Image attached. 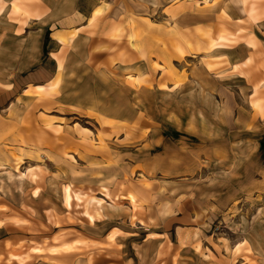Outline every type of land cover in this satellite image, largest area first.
I'll list each match as a JSON object with an SVG mask.
<instances>
[{"label":"rangeland","instance_id":"rangeland-1","mask_svg":"<svg viewBox=\"0 0 264 264\" xmlns=\"http://www.w3.org/2000/svg\"><path fill=\"white\" fill-rule=\"evenodd\" d=\"M11 4L0 0V264L77 234L127 228L106 199L102 208L85 197L68 209L70 185L97 199L102 187L117 196L136 187L142 219L176 202L160 224L169 222L172 241L178 230L181 244L194 242L193 264H264V0H83L92 15L81 23L68 104L55 100L59 81L36 82L49 55L33 3L19 0L18 13ZM65 27L69 44L79 25L53 27L48 41ZM225 35L235 38L220 42ZM217 42L250 55L237 50L230 60L211 52ZM86 209L103 219L91 224Z\"/></svg>","mask_w":264,"mask_h":264},{"label":"crops","instance_id":"crops-1","mask_svg":"<svg viewBox=\"0 0 264 264\" xmlns=\"http://www.w3.org/2000/svg\"><path fill=\"white\" fill-rule=\"evenodd\" d=\"M15 0H9L13 3ZM36 4H28L29 11L32 15V23L34 25L42 24L47 30V38H45L44 48L42 49L43 55H49L48 69H43L36 82L48 83L52 85L56 80H59V96L55 98L59 103H70L66 99L70 96V79H72V65H75L81 60V50L84 42L80 41L81 36L85 35L87 25H81L83 21H86V17L92 15V11L85 12L81 7L83 0H39ZM12 5V4H11ZM95 9V8H94ZM95 10H93L94 13ZM4 12L0 13V22L3 19ZM48 21V23H46ZM193 23L204 22L205 17L199 19L194 16H182L180 23ZM61 25H67L71 27L73 25H79L75 31V37L69 41V44H65L70 30L67 27L64 28L62 33V39L64 43L60 42L59 38L49 40V36L54 34L53 27ZM43 32L41 28H38ZM59 32V31H58ZM57 32V33H58ZM58 35V34H57ZM61 35V34H60ZM58 37V36H57ZM48 45V48H47ZM94 44H90L93 47ZM0 46V50H1ZM47 48V49H46ZM241 45L238 47H231L226 49H220L222 55H229V59L235 58L237 50H241L240 58L250 55V49H241ZM49 49L51 52H49ZM55 56V57H54ZM61 66V68H60ZM49 67L52 70H49ZM135 67V66H134ZM133 67V70L136 69ZM0 78H5L1 73ZM47 84V85H48ZM42 87V86H38ZM61 97V100H59ZM68 102V103H67ZM182 132L176 130L173 134L182 137ZM260 149L264 153V139H260ZM106 188V187H105ZM118 190L109 189L111 204L109 212H115L120 214L119 218L122 221H127V228L122 230L115 228L109 231L108 235H88L77 234V237L71 242H65L61 244H55L50 247L42 248L40 252H28L21 256H14L11 260V264H32L31 258L41 257L36 261L37 264H193V258L189 256L190 252H194L195 255L201 253L197 252L193 245L194 242L190 239L184 240L183 244L178 239L179 231L176 230L177 239L171 240L170 235L172 232L171 225L165 222L160 224L163 219L169 221L173 218L177 210V203L164 205L158 204L152 209H149V215L153 218L142 219L139 214L134 213V206L127 200L128 196H133L137 200L142 196V192H139L136 187L128 186L127 189H121L120 195L117 196ZM114 193L116 194L115 197ZM40 196H33V200L39 199ZM113 198V199H112ZM161 201V199L159 200ZM124 205L121 210L120 205ZM129 211V213L127 212ZM134 214L136 218L134 219ZM99 222H96V225ZM149 223V224H148ZM163 223V222H162ZM195 251H194V250ZM30 258L28 262L27 259ZM23 261V263H22Z\"/></svg>","mask_w":264,"mask_h":264},{"label":"bare ground","instance_id":"bare-ground-1","mask_svg":"<svg viewBox=\"0 0 264 264\" xmlns=\"http://www.w3.org/2000/svg\"><path fill=\"white\" fill-rule=\"evenodd\" d=\"M18 1L19 0H15V1H13V4H12V12L13 13H18L20 10H21V8H20V6L18 5ZM29 2H31V3H36V2H40L39 0H29ZM96 12H98V11H96ZM0 13H1V11H0ZM256 13H257V11L255 10V8L253 9H250V16L252 17V18H254V16L256 15ZM172 38V37H171ZM170 38V39H171ZM235 37H231L230 39H228L227 38V36L225 35V36H221L218 40H220V42H226V41H228V42H232L233 41V39H234ZM59 40H60V42H62V43H64L63 42V40L62 39H60L59 38ZM237 40V39H236ZM215 43V44H213V46H212V48H211V52H213V53H216V54H218L221 50L220 49H226V48H228L229 46H224V45H222L221 43ZM210 52V53H211ZM212 53V54H213ZM181 55H183V52L181 53ZM119 58V57H118ZM144 61H145V63L148 65V60L147 59H143ZM144 61H143V65H144ZM126 61L124 60V61H121V63L124 65V63H125ZM60 68H61V66H60ZM144 71V69H142V67H141V65L139 66V68L137 69V71L139 72V71ZM147 75H139V78L137 79V84L139 85V86H141L142 84L144 85V86H146L147 85V77H146ZM130 78H132L131 76H129ZM57 81H59V80H57ZM39 88H41V87H39ZM57 96H59V94H57L56 95V97ZM55 97V98H56ZM61 100V97H59V100L58 101H60ZM255 107H259V104L256 102L255 103V105H254ZM260 108V107H259ZM17 166H20L23 162H22V160L20 159V158H17ZM16 166V170H18V167ZM65 191H64V204H65V206L68 208V209H70L71 207H72V203L73 202H76V203H81L82 201H83V199L85 198V197H89L90 198V203H92V204H96L97 206H98V208H102L103 207V205H104V203L106 202V200H111V196H110V193H109V189L108 188H105V187H102V189H101V195L103 196V198H99V199H97L96 197H94L92 194H91V192H88V193H85V194H82L81 192H78V191H74L73 189H72V186L70 185V186H66L65 188ZM106 199V200H105ZM127 200L129 201V202H131L132 203V205H134L135 206V204H136V202H135V199H134V197L133 196H128V198H127ZM112 201V200H111ZM113 202V201H112ZM115 202V201H114ZM113 202V203H114ZM84 215L86 216V218H88L89 219V222L91 223V224H95L96 223V221L98 220V221H100L101 219H103V216L102 215H100V213L98 212V213H96L95 215H93V214H91L90 212H89V210H85V212H84ZM0 225H1V223H0ZM34 251L35 252H40L38 249H34Z\"/></svg>","mask_w":264,"mask_h":264}]
</instances>
